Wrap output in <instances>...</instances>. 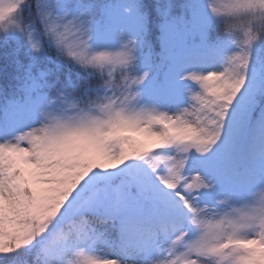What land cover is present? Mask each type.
Listing matches in <instances>:
<instances>
[{"label": "snow or ice", "instance_id": "obj_1", "mask_svg": "<svg viewBox=\"0 0 264 264\" xmlns=\"http://www.w3.org/2000/svg\"><path fill=\"white\" fill-rule=\"evenodd\" d=\"M0 264H264V0H0Z\"/></svg>", "mask_w": 264, "mask_h": 264}]
</instances>
